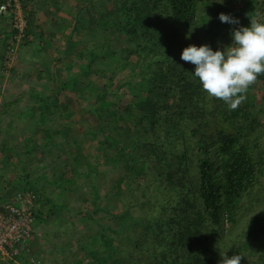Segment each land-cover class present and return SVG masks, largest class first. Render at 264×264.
Listing matches in <instances>:
<instances>
[{"label":"trees","instance_id":"trees-1","mask_svg":"<svg viewBox=\"0 0 264 264\" xmlns=\"http://www.w3.org/2000/svg\"><path fill=\"white\" fill-rule=\"evenodd\" d=\"M89 2L77 11L68 38L84 27V11L91 13L90 7H96L91 44L75 46L86 62L79 71L64 65L66 78L55 94L42 99L38 115L39 123L47 121L53 106L62 119H72L78 108L88 125L83 133L92 139L101 134L99 147L109 149L102 152L108 178L104 194L92 180L97 169L87 162L89 168L81 169L79 157L73 158L65 181L62 172L47 179L64 192L82 179L92 202L110 201L92 211L71 212L86 226L68 222L67 231L74 229L79 235L74 241L77 254L69 252L65 264H218L223 253L242 255L241 264H264V124L258 118L264 114V92L256 102L250 93L253 85L246 101L229 110L222 100L207 96L194 76L195 66L180 59L192 44L222 50L230 44L232 30L250 26L254 16L264 22V0H102V8ZM21 3L27 19L23 45L34 34V17L24 0ZM220 13L238 19L239 25L222 23ZM35 39L42 43L43 33ZM120 40L121 46H116ZM93 64L109 65L123 75L100 86L91 75L81 78L83 91L97 103L91 110L75 101L71 108L60 90H78L75 79ZM257 80L264 82V74ZM133 86L138 92L123 103ZM30 140L27 152L37 147ZM135 188L149 211L133 217L134 204L128 199ZM45 198L33 202L35 220L48 221L45 204L51 200ZM117 202L122 206L116 208ZM240 223L242 230L237 232Z\"/></svg>","mask_w":264,"mask_h":264},{"label":"rangeland","instance_id":"rangeland-1","mask_svg":"<svg viewBox=\"0 0 264 264\" xmlns=\"http://www.w3.org/2000/svg\"><path fill=\"white\" fill-rule=\"evenodd\" d=\"M89 1L91 0H61L60 3L58 2L59 4L58 9H55V11L61 8L63 11L66 10L67 15H69L68 17L71 18V19L68 18L66 21L71 26L75 21L74 16H76L77 11H79V8L81 7V5H85L86 7V5L90 4ZM94 1H95V4L97 3L98 6L101 8L102 6L100 5H104V2L101 3L102 0H94ZM53 2H54L53 0H50V1L40 0L39 1L40 5L43 7H48V6L50 7L53 5ZM105 4L106 6L109 5L108 2H106ZM66 5H68V8H65ZM95 8L96 7H93V6L90 7L91 13H86L84 11V15H85L84 17L88 16L86 18V22H84V27L80 26V29H81L80 32H77L76 34L72 36V38H70V40H68L69 47H67L65 50L66 56L61 57L63 60L66 59V61L68 62L65 63L64 61H61V63H58L59 67L57 68V69H60L57 77H59V74H60L62 76L61 81L65 78V75L67 73L66 70L64 69L65 64H70L71 67H74V69H76V71H79L80 68H83V65L86 62V55L82 56L81 51L76 52L74 46H77L79 47V49H82L86 44H87L86 47H88L91 44L93 40L92 39L93 31L91 28V23H93L94 19H96V17L98 16V12L95 11ZM52 13L53 15H50L51 16L50 18H52L51 21L52 20L56 21L57 16L59 14H55L54 9L52 10ZM41 18L45 21L44 23L45 25H42V26H44L47 29L54 27L55 22L51 26L50 23L48 25V22H46V20L47 19L49 20V18H44V17H41ZM56 23L59 24L62 22L58 19V22ZM56 30H58V28ZM62 32L64 31L62 30ZM49 35L50 34H47L46 37H48ZM227 39L231 44L232 36H228ZM225 42L226 41H223L222 44L223 43L226 44ZM121 44H122V40H120V42H118L115 45L121 46ZM4 49H5V46L3 47V52H4ZM48 53L51 54L53 52L48 50ZM18 61H19V53H18V57L16 58L14 65L12 66L10 72L12 71L16 62L18 63ZM95 68L98 69L96 74L93 73ZM43 70L45 71L44 74L46 75L45 79L51 81L50 78H52V76H54L53 79H55L56 75L52 74L51 66L46 67V69L44 68ZM72 71L74 70L72 69ZM90 75H91V79H93L96 82V84L100 86L101 84L110 85L111 77L112 79H114V82L118 81V78L122 76L123 74L121 73L118 74V71L114 70L113 67H109V65L104 66L102 64L100 65L93 64L91 66V70H89L88 72H84L83 74L79 76V78L75 79L76 84L78 86V90L76 89L75 91H73L69 88L62 89L63 97H64L63 99H66V101L70 103L69 106L71 108L76 107L75 101L79 102L78 106L88 108L91 110L93 109V107L96 106L95 104L97 103V99H95V97L92 94L86 95L88 91L85 90L84 92L82 89L83 79L81 78H84V80H86L87 79L86 77L89 76L88 78H90ZM137 90L138 88L134 86L131 87V89L128 88V90H126L127 91L126 94L123 96L121 101L125 104H128L129 102H131L132 101L131 99L134 98L133 95L138 92ZM82 91L84 92L83 95H81ZM263 92H264V82L261 80H257L254 86L250 89V93L254 94L256 102L261 100ZM47 93L48 92L46 91V94ZM39 100L40 99L36 98L35 101H39ZM35 101L32 103H35ZM77 110L80 112L77 111L78 112L77 115L75 114L72 117V119H62V117L58 113L59 109H56V112L53 115L48 116V118L51 119V121H47L48 128L50 127V129L47 130V132H51L50 134L51 136L44 138L43 136L46 134V132H42L43 129L41 130L37 128L35 133L32 135L34 137L33 139L34 142L37 144V147L36 148L34 147L35 150L30 151V152H24L23 151L24 146L22 145L20 149H21V152H23V155L22 153H19V151L17 150L13 152L9 150V154H8L9 156L7 155L8 157L6 156V153H2L4 158L0 159V162H1L0 167L2 164V160H7L10 157L13 161L14 166L19 168V166L22 163L20 162V159H18L19 156L17 155H20V156H23V159H24L23 164H24V167H26L25 170L28 172V178L34 177L36 175V172L41 171L42 173L46 174L47 177L45 178V180L48 181L47 179H53L62 172L63 175L65 176L64 178V181H65V179L69 176V175L68 176L66 175L67 171L68 173L69 171L71 172V162L73 158L79 157V159L81 160V166H82L81 169L88 167L86 162L89 164V166L95 167L97 169L96 170L97 173L93 174L92 180L94 182L99 183L100 193L104 194L106 192V187H107L104 182H106L108 178H105L106 175L103 174V170L106 169L107 164L105 165L104 163L102 152L103 151L104 153L109 152V149L107 145L106 147H104V150L101 148L102 145L99 147L98 139L102 138L101 134L97 135L95 139H92L90 135H88V133L87 134L83 133L87 130L88 125L81 116L82 110L78 108ZM258 118L264 124V114L262 112L259 113ZM38 119H39V116H38ZM105 119L108 121L110 119V115L108 114V111H105ZM104 125H106V123H104ZM67 126H69L70 129H68ZM73 137L77 138L75 143L78 144V146H74ZM261 148L264 149V134H263ZM15 169L16 168H12L11 172L9 173L10 179L12 181H15V173H14ZM20 174L25 175V172L23 171ZM113 176L115 175L112 174L111 177ZM81 182H82V179L77 178L76 183L78 186H75V185L72 186L69 192L57 190L55 189V186H51V183L47 182L48 184H46L45 186L47 188L45 189V192H46L45 196L39 195L40 201H41L42 196L47 197L48 200H51L50 203L47 202V204H45L46 209L49 208V213L47 215L49 216L48 221L43 222L42 219H36L33 222V225L36 228L35 232L39 230L38 228L39 226H41L42 228L41 237L37 236V238L41 239V242H42L41 245H38L40 249V253L42 254H39V252L36 251V248H35V253H34V254L38 253L37 256L39 257L41 264H65V258L69 252L72 253V255L77 254V251H76L77 242H74V241L76 240V237L79 235V233L77 232V230H74V229H71V232H68L67 231L68 222L73 221L76 224H78L77 227L80 226L82 228L85 227L86 225L83 226L81 223H79V220L76 217L71 216V212L78 211L79 209L80 211H85V210L92 211L93 208H95V206L97 205L102 206L103 204L110 203V201L109 200L107 201L106 198H101L97 200V202H92L91 197L89 195L90 194L89 190L86 191V187L83 186ZM26 184L24 183L23 185L24 188H27ZM7 186L10 187V185H6V187ZM131 186H133V184H131ZM16 187L17 186H14V188ZM133 190L135 191L133 192V194H130L129 196L130 198L128 199V202L130 204H134V206L130 209V211L133 217H136L140 214H143L145 211H149V210H148L147 201H146L147 205L142 206L140 203H142L143 198L138 196V193L136 192L137 191L136 188ZM52 202H54V204H51ZM121 206L122 205L120 202H117L115 204L116 208H119ZM241 230H242V223L238 224V227L236 228L235 231L240 232ZM52 247H54V250H53L54 252L51 251ZM56 250H58L59 252H57ZM63 257H64V260L61 261ZM55 259H57V261ZM68 260L73 261L74 259H72L71 257Z\"/></svg>","mask_w":264,"mask_h":264},{"label":"crops","instance_id":"crops-1","mask_svg":"<svg viewBox=\"0 0 264 264\" xmlns=\"http://www.w3.org/2000/svg\"><path fill=\"white\" fill-rule=\"evenodd\" d=\"M39 1L24 0L25 8L28 12L30 11V15H33L32 17H34L31 31L32 33L34 32L35 35H29L26 41L27 43L21 46L19 61L18 63L16 62L9 75L4 77L0 70V159L4 158L2 153H6L7 156L9 150L11 152L17 150L23 155V152H21L20 149L22 145L24 146L23 151L27 152L25 150V144L27 143L26 145H31L32 140H30V138L32 137V139H34L32 135L37 128L41 130L43 129L42 132H46V134L44 133V138L48 137L47 130H49L50 127L48 128L47 121H51V119L46 116L47 121L45 120L43 123H39L38 119L39 112L41 111L42 99H46L58 91L62 76L59 74V79V77H57L58 73L55 71L59 67L58 63H61V61H64L65 63L68 62L61 57L66 56L65 50L69 47L68 38L71 36V26L66 20L70 17H68L69 15H67L66 10L63 11L62 8L55 11V9H58V2L60 3L61 0H53V5L50 7L41 6ZM65 8H68V5H66ZM53 9L55 14H59L57 19L55 18L56 21H51L52 18H50V15H53ZM40 16L49 18V20H46L48 25L50 23L52 26L55 22L54 27L47 29L42 26L45 25V21ZM58 19L62 23L57 24L56 22H58ZM74 20L76 19L74 18ZM9 21V17L6 14L0 15V68L3 60L4 37H6L8 33L7 29L10 25ZM57 28L58 30H56ZM62 30L64 32H62ZM39 32L43 33L44 40L42 43L35 39L36 34H39ZM47 34L50 35L46 37ZM48 50L53 53L49 54ZM49 66H51L52 74L56 75L55 79H53L54 76L51 74V81L45 79L46 75L43 70ZM5 78H7V80H5ZM46 91L48 92L47 94ZM60 91L62 92V90ZM36 98L40 100L35 101ZM34 101L35 103H32ZM56 109L57 108L50 106L52 113H55ZM17 156H19L18 159H20V162L22 163L19 168L14 166L10 157L7 160H2L0 167V198H11L16 191L23 190V187L21 186H23L24 183H27V190L34 193L32 195L33 201L37 199L39 202V195L45 196L46 194L45 189L47 188L45 186L48 183L43 177L47 176L40 171L36 172L34 177L28 178V172L25 170L26 167H24L23 164V156ZM12 168H16L14 170L15 181L10 179L9 173ZM23 171L25 172V175L20 174ZM6 185H10V187H6ZM14 186L17 187L14 188ZM43 196L42 198L46 200ZM42 198L41 200H44ZM38 228L40 231L42 230L41 226ZM39 242L41 243V239L33 237L31 245L34 253L36 248V251L39 252V254H42L40 253L38 246L41 245ZM37 255L38 253L36 256Z\"/></svg>","mask_w":264,"mask_h":264},{"label":"clouds","instance_id":"clouds-1","mask_svg":"<svg viewBox=\"0 0 264 264\" xmlns=\"http://www.w3.org/2000/svg\"><path fill=\"white\" fill-rule=\"evenodd\" d=\"M258 15L259 13H257ZM219 20L232 25L240 23L238 19L224 13L219 14ZM231 36L232 43L222 50L214 51L207 44L199 47L192 44L183 49L180 59L195 66L194 76L198 78L202 89L209 98L222 100L229 110H236L246 101L247 93L257 82L258 76L264 74V22L258 21L254 16L250 19V26L234 28ZM6 37H4V46ZM23 190H27V188L23 187ZM31 194L33 195V192ZM33 228L32 238L41 236V231L35 232L34 225ZM32 238L29 241L30 251L37 262L32 263L22 255L16 259V264L41 263L32 249ZM221 257L218 264H241V260L244 258L240 254L228 257L226 253L221 254ZM6 264L13 263L8 261Z\"/></svg>","mask_w":264,"mask_h":264},{"label":"built area","instance_id":"built-area-1","mask_svg":"<svg viewBox=\"0 0 264 264\" xmlns=\"http://www.w3.org/2000/svg\"><path fill=\"white\" fill-rule=\"evenodd\" d=\"M3 14L10 20L0 68L3 76L7 77L23 42L27 19L21 0H3L0 15ZM33 202L32 194L27 190L16 191L10 199L0 201V264L8 261L16 264V259L22 255L32 263L37 262L29 245L34 233Z\"/></svg>","mask_w":264,"mask_h":264}]
</instances>
